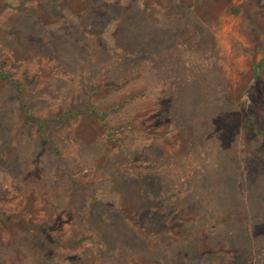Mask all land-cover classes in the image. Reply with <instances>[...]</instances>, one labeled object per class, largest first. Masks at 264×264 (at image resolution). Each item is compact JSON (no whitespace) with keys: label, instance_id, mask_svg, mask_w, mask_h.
<instances>
[{"label":"rangeland","instance_id":"rangeland-1","mask_svg":"<svg viewBox=\"0 0 264 264\" xmlns=\"http://www.w3.org/2000/svg\"><path fill=\"white\" fill-rule=\"evenodd\" d=\"M0 70V264H264V0H0Z\"/></svg>","mask_w":264,"mask_h":264},{"label":"trees","instance_id":"trees-1","mask_svg":"<svg viewBox=\"0 0 264 264\" xmlns=\"http://www.w3.org/2000/svg\"><path fill=\"white\" fill-rule=\"evenodd\" d=\"M0 79L6 81L7 83H9L11 86L14 87V89L18 95L19 105H20L21 110L23 112L24 118L36 121L35 118L33 117V115L28 110V104H27L26 99L21 94L23 91V88H22L23 86H22L21 82L12 79L7 73H5L1 70H0ZM37 123L40 125V122H37Z\"/></svg>","mask_w":264,"mask_h":264}]
</instances>
